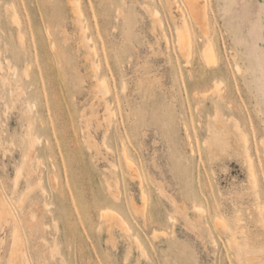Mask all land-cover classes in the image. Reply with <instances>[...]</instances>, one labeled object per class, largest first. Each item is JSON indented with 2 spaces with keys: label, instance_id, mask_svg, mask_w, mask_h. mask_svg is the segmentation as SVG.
Returning a JSON list of instances; mask_svg holds the SVG:
<instances>
[{
  "label": "rangeland",
  "instance_id": "obj_1",
  "mask_svg": "<svg viewBox=\"0 0 264 264\" xmlns=\"http://www.w3.org/2000/svg\"><path fill=\"white\" fill-rule=\"evenodd\" d=\"M168 2L0 0V189L27 264H264V0H207L213 70L192 22L180 56ZM11 246L0 224V264Z\"/></svg>",
  "mask_w": 264,
  "mask_h": 264
},
{
  "label": "bare ground",
  "instance_id": "obj_2",
  "mask_svg": "<svg viewBox=\"0 0 264 264\" xmlns=\"http://www.w3.org/2000/svg\"><path fill=\"white\" fill-rule=\"evenodd\" d=\"M166 1L168 2V0H166ZM167 4L171 5V4H169V2ZM172 5L177 7V9L181 12L179 23H178V21H176L175 17H173L170 13V15L173 17V23H174L175 44L177 46V49L179 51L180 56L187 63V62H189L190 58L192 57V55L194 53L196 46H195L193 34L190 30V22H192L197 28H199L201 34L204 36V38L206 40L204 45H203L202 50L200 51V57L204 63V66L208 67V68H212V70L214 68H217L218 63H219L217 51L215 49V45H214L213 40L210 39V37H209L210 36L209 35L210 26H209L208 19H207V15H208L207 14L208 13V2H207V0H180V1L179 0H172ZM78 9H80V7ZM75 10H77V7ZM77 12H79V11H77ZM153 15L154 16L158 15L157 9H155L153 11ZM157 17L155 19H157ZM159 26H160V28L162 27L161 24H159ZM163 37L166 38L165 34H163ZM19 38H21V36ZM89 48L92 51L94 50V48L92 46ZM233 57H234V55H233ZM235 68L237 71H239V68L237 65H235ZM220 84L221 83H219V82L213 83V91L215 93H217L218 97H221V94L219 93ZM99 87H101L100 84H99ZM102 87H103V93L104 94L108 93V89L104 84H102ZM215 121H216L218 128L221 129V131H225V134H226V131H227V134L232 133V129H230L226 125L225 121L221 120L219 117H217L215 119ZM234 128H235L236 132H233V133H235V134L237 133L236 135H238L239 138H241V141L243 142V152L246 155L247 161H248L249 178L251 179L252 183L256 185L255 170H254L253 161H252L251 156H250L249 151H248V140H247L246 134L241 132L240 126L237 123H235ZM32 143L33 144L35 143V138H32ZM31 149H32V147H31ZM124 157H127V156H124ZM126 161L130 167H132V168L134 167V166L130 165V162L127 159H126ZM129 166H128V168H130ZM135 170H136V168H135ZM135 170L132 169V171H131V169H130V171L133 172V174L136 172ZM19 174H20V171H18V173H17V178H18ZM17 178H16V180H17ZM114 196H116V194ZM141 199L144 203L148 199L147 195L145 194L144 191L141 192ZM196 209L200 210L199 207H196ZM107 212H106V214H108ZM113 212L110 213V215H109L110 217L108 216V218L111 219V215ZM36 215L37 214H35V215L29 214L27 217H25V219L27 220L28 223H36V221H37ZM105 217L107 218V216H105ZM121 220H119L117 217L113 216L111 221L113 224H116L119 227H121L122 230L126 234H130V232H131L130 227L126 223H123ZM0 224H5V225L11 224L12 225V246H11V252H10V256H9L7 264H24V263L27 264V259L25 257L26 256L25 255V249H24L22 239H21V235H20V226H19L18 220L14 214V211H13L11 204L6 199L4 194L2 193L1 189H0ZM140 247H142V245Z\"/></svg>",
  "mask_w": 264,
  "mask_h": 264
}]
</instances>
